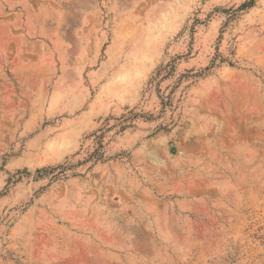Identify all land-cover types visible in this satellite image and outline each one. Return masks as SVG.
I'll list each match as a JSON object with an SVG mask.
<instances>
[{
    "label": "rangeland",
    "instance_id": "obj_1",
    "mask_svg": "<svg viewBox=\"0 0 264 264\" xmlns=\"http://www.w3.org/2000/svg\"><path fill=\"white\" fill-rule=\"evenodd\" d=\"M0 264H264V0H0Z\"/></svg>",
    "mask_w": 264,
    "mask_h": 264
}]
</instances>
